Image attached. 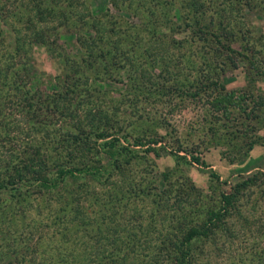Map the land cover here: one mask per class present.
Here are the masks:
<instances>
[{
  "label": "rangeland",
  "instance_id": "374dc122",
  "mask_svg": "<svg viewBox=\"0 0 264 264\" xmlns=\"http://www.w3.org/2000/svg\"><path fill=\"white\" fill-rule=\"evenodd\" d=\"M24 2L5 5L1 17L11 19L0 18V30L31 33L27 21L39 18L31 8L45 7L54 43L24 35L16 53L14 33H0L2 62L40 95L29 116L22 105L2 107L0 155L10 154L13 168L39 155L49 175L55 158L105 175L76 174L45 194L29 182L0 191V264L72 256L89 264L87 250L105 233V253L122 264L160 249L172 259L164 252L158 263L177 264L172 252L191 227L204 235L185 264H264V0ZM92 132L106 137L81 149L76 139ZM192 153L203 163L189 162ZM248 177L222 205L223 192Z\"/></svg>",
  "mask_w": 264,
  "mask_h": 264
},
{
  "label": "trees",
  "instance_id": "16d2710c",
  "mask_svg": "<svg viewBox=\"0 0 264 264\" xmlns=\"http://www.w3.org/2000/svg\"><path fill=\"white\" fill-rule=\"evenodd\" d=\"M25 0H0V18L1 17V13L3 10H5V5H8V7L12 5V7H17L16 5L20 6L19 4H21L22 6L25 5ZM31 1H35V0H26V2L28 3V6L30 4ZM252 2V0H249ZM51 3L53 6H57L56 3L57 2H53V0H39L38 5L40 4H44V3ZM237 3L240 2V0H236ZM31 10L35 11V13L37 15H39V18H34L32 20L33 25H30V23H32L31 21L28 22L27 21V25L29 29L33 30L30 31L31 33L28 34H23L21 35L20 33V28L19 27H12L13 29L6 27L3 30H0V33H14L16 40L18 41L17 46H15V51L17 53V51L19 52L21 50V43L20 41L23 40V36H32L34 37L35 41H39L36 42L38 44H43V43H47L49 45L53 44L54 42L52 41H48L47 38L48 36H46V27H49V25L51 24L52 26H55V19L53 18H46L43 17V11L45 10V7L43 8H39V7H32ZM7 17L5 16V19L2 18V20L4 21V24H7ZM11 19L8 17V20ZM69 18L63 19L62 22H66L68 21ZM220 22V21H219ZM50 23V24H49ZM49 24V25H48ZM35 28V30H34ZM27 31L29 32V30L27 29ZM201 33V31H200ZM205 32L202 31V34H204ZM216 36L220 37L217 33L215 34ZM94 40V39H93ZM208 40H210V47H213V43H215V41L211 38H208ZM215 45V44H214ZM90 48H88V46L86 47V52L89 53ZM162 56V54H161ZM14 67V63L11 62L10 59L8 60H4V62H2V58L0 57V113H2L1 109L2 107L5 109V106L8 104H14L13 107H18V105H22L21 108L18 109L19 113L20 112H24L25 114H27L28 116L31 115V111H33L32 105H39V103L37 102V100H39L38 98H40V95L38 92H31L27 89H24L23 85L24 83H20L21 82V75L16 73V71H14L13 68ZM19 76V77H17ZM13 77L14 79L10 78ZM139 79V78H138ZM135 84H139V80H135L134 81ZM143 82H145V80H142V84ZM140 85V84H139ZM10 89L13 90H18V93L15 94V96H13L12 98H10L9 96H7V91H9ZM44 97H48V98H55L51 97V95L49 96L48 94H44ZM36 97V98H35ZM7 114V113H5ZM95 129H92V131H94ZM82 131V129H81ZM99 137H106L104 132H100L98 133ZM98 136L94 135L92 132V137L88 136L87 134L85 135H81L76 139V141H78V146H80L81 149H91L92 145H97L98 143ZM141 140H137L135 143H141ZM67 140L64 138L60 139V142L58 143L59 147H67ZM105 144H109V142H105ZM154 148L152 147H147L145 149L146 152L153 150ZM87 153V152H86ZM68 155H71V153H67ZM179 155V154H177ZM36 156V155H35ZM180 156V155H179ZM37 157V156H36ZM71 157V156H69ZM180 157H184L185 156H180ZM61 158V157H60ZM10 154L9 155H0V168H2V172L1 175L3 177V179H0V191L3 190H14V192H20L21 191V187L23 185L26 184V182L31 183L30 185L37 187V191H39V193H51V192H56L55 189L60 188V185H63L67 182V180L69 178H74L76 176V174H84V175H88L91 176L93 178L95 177H102L105 175L104 171L102 169H100L97 166H91V167H84V168H79L78 166H69L64 164L62 161L58 160L55 158L54 161V173H52L51 175H49V173L45 172L46 170H48L47 168L44 169V167L47 166V160L44 159L43 157L38 155L37 158V162H33V160L31 159V163H25L23 164L22 167H15L13 168V161L10 160ZM191 163H203L200 159V157L198 155H194L193 153L191 154V160L189 161ZM33 165V166H32ZM9 171V173H8ZM213 175L216 176L215 173H213ZM1 177V178H2ZM108 176H105L104 180L101 183H106V178ZM218 179V176H216ZM249 179L246 178L245 182H241V183H237L234 187H232L230 190L228 191H224L222 196H221V203L222 205H230L232 199L235 197V192L240 190L241 185L245 186L247 183V180ZM58 185V186H57ZM237 195V194H236ZM70 205L71 202H66L65 205ZM72 206V205H71ZM67 207V206H66ZM71 208V207H70ZM184 239L181 240L180 244H179V248L178 250H173V255L175 256V259H177V264H185L186 262V255L185 253H187L189 245L191 243V241L194 238L200 237L202 235H204L200 230H198V228L196 227H191V229L188 230V232H186V234H184ZM110 236V235H109ZM108 234H100L98 236L97 239V244L91 245V250H87L86 254L87 256H89V258L87 256H84V261H86V259H89L90 262L89 264H122L121 262H119L118 257L114 256L112 253L115 252H107L106 251V243L105 240L109 239ZM205 237V236H204ZM99 242V243H98ZM86 245V244H85ZM87 248V247H85ZM32 248H28V250L25 251L26 255L28 254H32L33 250H30ZM165 255H161L163 260H168V259H172L168 254L167 251L164 250H159L158 252H156L155 256H153V258L147 257V258H141L140 256H137L135 259L137 260L136 264H160L158 263V258L160 256V254H164ZM56 253H59V255H62L65 252H62L60 250H57ZM70 254L73 255V252H70ZM82 254L79 253L78 257H81ZM142 256H146V253H143ZM25 255H23V259H25ZM32 258V256H29V258ZM66 257V256H65ZM126 259V256L123 257V260ZM69 260V259H68ZM73 260V256L72 259H70L69 261H67V264H72ZM17 261V259H16ZM22 264V263H21ZM38 264H44L43 262H40ZM87 264V263H84Z\"/></svg>",
  "mask_w": 264,
  "mask_h": 264
}]
</instances>
